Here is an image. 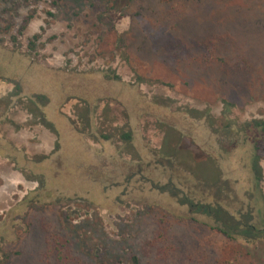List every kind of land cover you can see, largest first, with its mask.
I'll return each mask as SVG.
<instances>
[{"label":"rangeland","instance_id":"rangeland-1","mask_svg":"<svg viewBox=\"0 0 264 264\" xmlns=\"http://www.w3.org/2000/svg\"><path fill=\"white\" fill-rule=\"evenodd\" d=\"M258 119L264 0H0V264H47L52 234L113 264H264L152 184L171 152L215 179L194 141L248 187Z\"/></svg>","mask_w":264,"mask_h":264},{"label":"trees","instance_id":"trees-1","mask_svg":"<svg viewBox=\"0 0 264 264\" xmlns=\"http://www.w3.org/2000/svg\"><path fill=\"white\" fill-rule=\"evenodd\" d=\"M30 112L33 113L34 110L30 109ZM42 115H44L43 112L41 117ZM44 124L52 127L47 121H44ZM250 125L257 128L262 135L254 139L252 153L244 164V168L250 173L248 187L238 188L237 180L229 178L228 173L221 166V153L206 150L197 142L182 143V140L178 142L175 150L183 148L184 143L188 144V148L199 150L210 160L216 174L215 179L209 180L198 175L195 170L181 164L174 155L171 156L170 154H173L171 152L168 156L158 158L155 163L167 174L166 182L161 184L160 179H152V184L157 189L176 197L179 203L188 207L191 212L208 217L211 220V227L229 240H242L246 245H256L264 243V212L259 207V202L264 201L261 187L264 178L261 165V160L264 158V119L247 123V126ZM124 138H130V135L126 133ZM225 141H228V145H224ZM237 144V140H233L229 133H223L220 141L223 148L228 149ZM188 148L186 149L189 150ZM189 156L191 164H198L193 154ZM80 242V237L76 235L70 238L59 234L49 235L46 248L47 264H113L117 262L113 257L109 258L108 262L101 260L98 254L99 247H95L94 251L90 249L92 254H87L86 249L83 250L80 247Z\"/></svg>","mask_w":264,"mask_h":264}]
</instances>
